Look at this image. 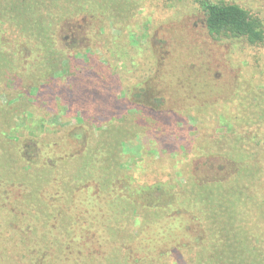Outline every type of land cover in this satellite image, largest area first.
Returning a JSON list of instances; mask_svg holds the SVG:
<instances>
[{"label":"rangeland","instance_id":"1","mask_svg":"<svg viewBox=\"0 0 264 264\" xmlns=\"http://www.w3.org/2000/svg\"><path fill=\"white\" fill-rule=\"evenodd\" d=\"M13 1L0 0V38L3 39L24 37L11 26L8 14L11 7L3 6L11 5ZM21 1L23 22H34L31 24L35 28L41 27L43 21L57 23L65 17L70 19L55 30L58 47L66 49L74 58L66 67V73L56 72L62 67L56 68L54 75L60 84L68 75L80 70L88 56L95 65L104 66L118 79L121 93L112 92L113 97L120 96L119 99L124 100L130 97L142 105L147 101L155 110L169 116L168 123L162 124L156 116L160 113L150 112L151 108L134 110L127 105L116 113L129 112L136 118L151 119L149 128L141 126V131L135 129L134 121L122 125L133 134H137L134 129L138 131L136 137L124 139L126 142L119 152L120 162L126 164L125 169L139 184L154 185L156 196L163 194L158 188L161 182L176 186H192L194 181L199 185L220 182L224 187L242 188L241 207L246 212L242 216L244 225L251 235H255L253 242L264 248V40L251 43L244 37H213L207 29L206 13L201 5V1L206 0ZM207 1L238 4L252 20L260 22L264 30V0ZM92 9L100 13L103 26L93 20ZM22 51L27 52L25 48ZM32 55L29 61L15 65L20 73V83H9L4 73L6 63L2 67L0 56V109L21 103L25 117L19 121V133L28 134L29 127L26 126L34 125L32 120H38L47 124V130L40 135L41 142L61 141L67 132L92 120L93 105L78 103L65 110L58 101L41 103L37 100L43 70L35 61L40 53ZM34 74L40 76L39 82L31 80ZM14 85L22 87L23 99L17 94L18 90L13 89ZM66 85L57 88L60 91ZM30 115L34 118L28 121ZM17 134L16 130L10 134L15 142L23 136ZM98 142L99 139L94 141ZM32 153L30 149L26 154L22 151L21 155L27 159ZM72 168L74 171V163ZM32 181L38 186L43 178L35 175ZM77 195L76 198L69 196L67 202L61 200L62 196H56L52 203L48 202L51 212L61 205L64 213H60L59 221L61 218L66 221L79 209L73 225L85 230L88 224H93V229L102 232L104 220H100L101 217L94 220L91 215L84 218L82 211L88 203L75 193ZM177 195L187 197V193ZM16 199L0 200V264H30L27 249L31 241L26 239L21 226L12 224L16 215L11 203ZM248 199H251L250 204ZM33 201L46 208L42 195L36 194ZM24 202L32 204V197ZM34 205L31 208L36 214ZM90 208L95 216L98 211H94V206ZM158 213L151 217L143 210L141 217L122 223L129 234H138L137 238H128L122 249L127 264H206L209 256L204 253L202 244L207 245L205 241L212 226L204 207L199 204L194 211L176 203ZM25 217L21 214L18 220H25ZM30 234L35 237L34 242L45 240L40 230ZM101 242L99 239L93 245L97 256L88 264H106L107 248H102L105 242ZM87 252V249L83 250L73 262L80 264L81 255ZM123 257L119 258L122 264ZM50 258L55 260L51 255L46 259ZM115 259L116 256L110 258L116 262Z\"/></svg>","mask_w":264,"mask_h":264},{"label":"trees","instance_id":"2","mask_svg":"<svg viewBox=\"0 0 264 264\" xmlns=\"http://www.w3.org/2000/svg\"><path fill=\"white\" fill-rule=\"evenodd\" d=\"M22 4L21 0H14L11 5L7 3L3 5L4 8L11 7L9 13L7 12L11 26L21 31L24 36L22 37L24 40L17 37L0 38V50H5L0 52L2 67L6 63L4 73L9 83L21 82L20 73L16 71L15 65H22L21 61H29L33 53L39 52L40 55L37 59L35 58V61L37 65H42L41 80L43 81L39 86L41 92L37 100H41V103L44 100L58 101L65 110L74 108L78 103L91 104L94 109L92 120L88 119V123L76 126L75 131L67 132L61 141L52 143L40 141V135L42 131L47 130V124L38 120H32L34 125L26 126L29 127L28 134L22 133L20 140L15 142L10 134L16 130L17 135H22L18 131L19 121L25 117L21 110L22 104H13L11 108L0 109V152L2 151L0 200L5 201L7 197L17 198L11 203V206L15 207L16 215V220L12 224L21 226L26 239L31 241L28 244L30 248L27 249L30 264H48V262L77 264V261L76 263L73 261L85 249L88 252L81 255L80 264H88L96 259L93 245L99 239H102L101 243L105 242V245L101 247L107 248L108 258H104L106 264H122L119 258L123 257L122 249L127 239L138 237V234H129L122 223H130L137 219L143 210L144 214L156 217L159 210L165 211L176 203L179 206L183 204L194 211L197 205H202L205 215L211 221L212 227L205 241L207 245L202 244L204 253L206 252L209 256L206 264H264V248L257 242H253L255 235H251L246 230L243 222L242 216L246 212L241 207L243 206L242 188L228 185L224 187V184L220 182L199 185L194 181L192 186L191 184L176 186L170 182L167 184L161 182L158 188L163 190V194L156 196L153 192L154 185L147 182L139 184L137 179L125 169L126 164L120 162L121 152H119L122 144L126 142L124 139L136 137L138 131L135 129L141 131V126L148 129L151 119L136 118L129 112L116 114L117 111L125 105L134 110L151 108L150 112L160 113L156 116L157 121L162 124L168 123L169 116L166 117L167 115L162 114V111L155 110L147 101L145 105H142L138 101L131 100L130 97L126 100L119 99L120 96L113 97L112 92L120 91L121 93L118 79L104 66L95 65L88 56L82 63L79 60L80 70L68 75L67 78L65 76L66 81L63 84L68 85L59 91L57 87L63 84L59 83L54 74L60 70L66 73V67L74 58L66 49L58 47L55 30L58 29V25L61 26L70 19L65 17L57 23L43 21L41 27L35 28L34 24H31L34 22L30 20L23 22ZM201 5L206 13L207 29L213 37L221 35L244 37L251 43L264 40V30L260 22L252 20L248 12L238 4L214 3L206 0L201 1ZM92 10L93 20L98 21V26H103L104 21L99 18L98 10ZM24 48L27 50L26 53L22 51ZM59 66L62 68L56 70ZM39 77L34 74L31 80L33 83L39 82ZM21 88L20 85L13 87L18 90L17 94L23 99ZM33 118V115H30L28 121ZM132 121L135 122L134 133L137 134L131 133L127 126H122ZM15 122L16 124L13 125ZM102 130L104 131L101 132ZM96 139H99L98 143H94ZM37 144H44V146L38 147ZM30 149L31 153L34 152L24 159L21 155L22 151L26 154ZM72 163H74V171ZM15 174L18 175L17 178L14 177ZM35 175L43 178L38 186L32 181ZM177 190L180 192L178 193ZM75 193H79V197L87 200L88 204L82 211L84 218L86 215H91L94 220L99 217H101L100 220H104L102 232L93 229V224H88L89 227L85 230H82L81 226L75 227V220L81 211L79 209L71 216L69 215L66 221L65 218L59 221L60 213H64L61 205L54 208L55 212H51L48 202L52 203L56 196H62L61 200L67 202L69 196L78 197ZM186 193L185 198V195L181 198L177 195ZM36 194L44 197L46 208L33 201V196ZM30 197H32V204L26 205L24 200ZM251 199L247 200L249 204ZM32 205L37 209L36 214H33ZM89 206H94V211H98L95 216ZM202 211L199 210V212ZM21 214L26 216L24 219L29 223L18 220ZM35 230L43 233L45 237L43 242H34L35 237L30 233ZM80 230L82 231L78 234ZM79 237L82 240L77 239ZM129 252L132 253L130 250ZM50 255L55 260L51 258L47 260L46 258ZM112 256H116V262L110 260ZM123 258L124 264H127V258ZM104 261L101 260V263Z\"/></svg>","mask_w":264,"mask_h":264}]
</instances>
